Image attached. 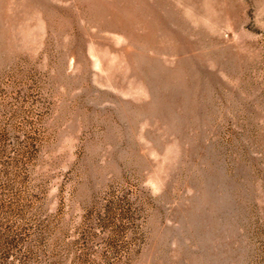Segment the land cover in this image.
<instances>
[{
    "label": "rangeland",
    "instance_id": "374dc122",
    "mask_svg": "<svg viewBox=\"0 0 264 264\" xmlns=\"http://www.w3.org/2000/svg\"><path fill=\"white\" fill-rule=\"evenodd\" d=\"M0 264H264V0H0Z\"/></svg>",
    "mask_w": 264,
    "mask_h": 264
}]
</instances>
